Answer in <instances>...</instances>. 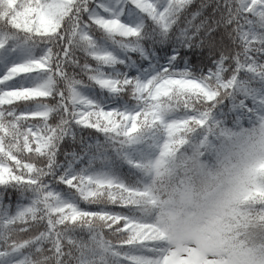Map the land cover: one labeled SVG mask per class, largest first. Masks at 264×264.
<instances>
[{
  "label": "trees",
  "instance_id": "trees-1",
  "mask_svg": "<svg viewBox=\"0 0 264 264\" xmlns=\"http://www.w3.org/2000/svg\"><path fill=\"white\" fill-rule=\"evenodd\" d=\"M154 2L166 8L153 22L157 36L166 38L178 21L184 27L188 0H175L174 7L169 0ZM242 2L195 0L188 9L189 24L200 18L221 36L218 49L196 48L195 57L189 53L186 61L192 63H186L181 78L202 83V74L214 69L230 88L218 106L222 116L197 99L207 96V89L190 80H167L153 93L146 84L142 97L125 107L128 114L113 117L102 133L51 117L40 125L44 141L40 156L48 179L83 182L84 199L73 201L81 209L126 210V219L84 216L81 226L69 232L73 241L63 244L64 264H156L168 246L160 231L165 210L171 206L167 204L173 202L178 208L186 186L198 198L212 189L205 185L218 173L234 185L225 219L228 263L264 264V160L246 170L228 150L241 137H258L264 120V39L251 49L244 43L249 36L264 38V31L244 27L239 15ZM137 27L142 31L144 22ZM138 47L143 51L142 45ZM200 53L208 67L199 63ZM257 122L259 128L254 127ZM36 231L31 217L27 223L22 217L15 223L0 220V232L8 233L7 241L0 239V249L15 242L24 255L31 254L28 264H58L49 251L51 244L45 242L39 256L29 246ZM57 231L68 229L60 225Z\"/></svg>",
  "mask_w": 264,
  "mask_h": 264
},
{
  "label": "snow or ice",
  "instance_id": "snow-or-ice-1",
  "mask_svg": "<svg viewBox=\"0 0 264 264\" xmlns=\"http://www.w3.org/2000/svg\"><path fill=\"white\" fill-rule=\"evenodd\" d=\"M194 3L188 0L183 10L184 27L178 21L164 38L156 35L153 22L166 8L154 0H0V220L15 223L22 217L27 223L31 217L37 231L29 246L37 256L47 242L64 264L63 244L73 241L69 232L84 216L127 218L125 209L79 208L73 201L83 200L85 189L77 178L48 179L40 125L51 117L102 133L113 117L128 114L125 107L142 97L146 84L193 82L181 78L186 63H192L186 61L189 53L218 49L221 36L200 18L199 27L197 20L188 23ZM239 15L246 29L264 31V0H244ZM262 39L249 36L244 43L251 49ZM200 57L208 67L203 53ZM202 77V83H193L207 89V96L197 99L222 116L218 106L230 91L228 82L214 69ZM60 225L68 231H57ZM0 239L7 241L8 233L0 232ZM30 256L15 242L6 243L0 264H28Z\"/></svg>",
  "mask_w": 264,
  "mask_h": 264
},
{
  "label": "rangeland",
  "instance_id": "rangeland-1",
  "mask_svg": "<svg viewBox=\"0 0 264 264\" xmlns=\"http://www.w3.org/2000/svg\"><path fill=\"white\" fill-rule=\"evenodd\" d=\"M242 1L240 8L244 3ZM164 81L167 80L155 86L149 83V92L153 93ZM258 137L264 139V120ZM260 162L258 160L244 166V169L251 170ZM211 180L210 184L205 185L208 189L212 188L211 191L196 198L191 186H186L182 189L178 208L174 207L173 202L167 204L171 206L165 210L160 231L168 246L156 264H229V255L224 245L227 240L225 219L228 205L232 202L234 185L232 181H223L221 173ZM199 182L197 178V185ZM201 184L205 182L201 181ZM165 221L167 227L162 226Z\"/></svg>",
  "mask_w": 264,
  "mask_h": 264
},
{
  "label": "clouds",
  "instance_id": "clouds-1",
  "mask_svg": "<svg viewBox=\"0 0 264 264\" xmlns=\"http://www.w3.org/2000/svg\"><path fill=\"white\" fill-rule=\"evenodd\" d=\"M259 128V122L254 126ZM234 158H238L243 166H248L258 160H264V139L260 137H241L228 146ZM167 227V222L162 225Z\"/></svg>",
  "mask_w": 264,
  "mask_h": 264
}]
</instances>
